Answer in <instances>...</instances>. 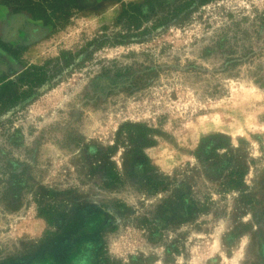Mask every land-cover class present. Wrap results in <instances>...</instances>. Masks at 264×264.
I'll list each match as a JSON object with an SVG mask.
<instances>
[{
  "label": "rangeland",
  "instance_id": "rangeland-1",
  "mask_svg": "<svg viewBox=\"0 0 264 264\" xmlns=\"http://www.w3.org/2000/svg\"><path fill=\"white\" fill-rule=\"evenodd\" d=\"M26 1L0 0V264H264V0Z\"/></svg>",
  "mask_w": 264,
  "mask_h": 264
},
{
  "label": "trees",
  "instance_id": "trees-1",
  "mask_svg": "<svg viewBox=\"0 0 264 264\" xmlns=\"http://www.w3.org/2000/svg\"><path fill=\"white\" fill-rule=\"evenodd\" d=\"M77 2L78 0H40L39 3H31L30 0H27L21 7V10L26 11L34 20H47L46 18L53 16L56 12H60L62 15H64L66 11L63 10H65V8L69 9L72 7H77ZM152 3L153 1L149 0L144 4V6L139 4L124 6L121 10L120 16L117 18V21H121V19L127 15L129 11H138L143 7H146L145 5H150ZM46 8L50 9L52 13L50 15H45V18L44 14L46 12ZM31 68L33 70L40 69V67L36 66H32ZM8 85L9 82L4 83L3 81H0V94L7 89ZM126 128L137 131V137H140L142 140H146L147 134L149 133V130L142 124H128ZM214 138H216V136L208 137L203 139L201 143H209ZM136 158L137 162H142L144 164L147 163L148 160V158L143 153H139Z\"/></svg>",
  "mask_w": 264,
  "mask_h": 264
}]
</instances>
